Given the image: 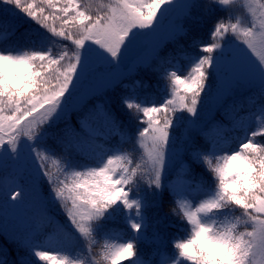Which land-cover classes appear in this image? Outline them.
I'll list each match as a JSON object with an SVG mask.
<instances>
[{
    "label": "snow or ice",
    "instance_id": "6c2138e0",
    "mask_svg": "<svg viewBox=\"0 0 264 264\" xmlns=\"http://www.w3.org/2000/svg\"><path fill=\"white\" fill-rule=\"evenodd\" d=\"M238 3L0 0V44L15 38L0 47V211L21 210L10 231L24 253L17 264L34 258L44 264H264V105L260 126L251 131L245 118H234L233 128L245 133L235 149L222 142L216 120L228 115L236 89L254 85L264 96V0H243L245 14L233 21ZM194 11L225 15L215 19L210 43L193 45L202 54L183 53L188 68L180 74L171 53L161 55L162 45L182 47L187 32L176 21ZM55 41L67 43L54 52ZM135 47L148 48V55L124 64ZM139 70L167 81L161 102L139 95L146 81L125 83ZM109 87H123L115 105L85 102ZM181 128L178 143L173 130ZM129 140L139 152L135 160L119 147ZM197 165L211 182L196 181L193 190L186 177ZM169 170L174 179L166 177ZM162 196L185 225L171 252L162 250L156 227L162 219L148 214ZM50 204L67 223L50 214ZM117 219L126 229L112 227ZM42 225L52 231L38 240ZM5 227L0 220V234ZM98 237L104 239L100 258L91 252ZM81 241L84 248L73 255ZM141 244L154 245L147 256ZM0 264H7L2 252Z\"/></svg>",
    "mask_w": 264,
    "mask_h": 264
},
{
    "label": "trees",
    "instance_id": "16d2710c",
    "mask_svg": "<svg viewBox=\"0 0 264 264\" xmlns=\"http://www.w3.org/2000/svg\"><path fill=\"white\" fill-rule=\"evenodd\" d=\"M205 0H201V3L203 4ZM225 13L223 11H217L215 14L209 16L207 14H201L199 11H194L193 13V18L191 19H184L180 20L181 24H183L184 27H187L188 30H186L187 34L179 41L180 45L182 46L179 50H177L176 45H170L167 47H164L163 51L161 52V55H167L171 53V55L174 57L173 61H176L177 59L181 58L183 53H196L199 52L198 47L193 46L198 45L200 43H210L211 38H210V30L213 27V23L215 19L218 16H224ZM233 19V15H232ZM23 28H20L19 31H23ZM41 33H43V30H40ZM47 35V33H43ZM15 38H6L3 41V44H0V47L7 46L12 40ZM54 40V38H52ZM54 43L51 44L52 48H54ZM202 54V53H201ZM169 65V64H168ZM168 65H165L167 67ZM160 73H152V72H146L144 70H139L135 73L134 76L130 77L129 79L125 80V83L129 84L133 83L136 78V80H141V81H146L148 84L147 88H140L138 89L139 95L141 97L147 96L150 97L152 96L153 99H156L158 97V87L157 85H161L164 80L159 79ZM124 90H122L121 93H123ZM152 94V95H151ZM111 95L116 96L115 88H110L106 90H102L101 92L96 93L93 95L92 93H89V95L85 98V102L87 100H91L93 104L97 103H109V97ZM228 104L231 106L228 108V115L230 117L239 116V115H245L253 112L256 107H260L261 105H264V96L260 95L259 90L257 91L255 88L253 90H250L238 97H235L234 99L230 100ZM217 117V116H216ZM222 118V117H221ZM217 121L220 122V130L223 134L227 135L229 126H228V120L227 119H218L216 118ZM134 122V121H133ZM261 138V137H260ZM118 141L116 138L112 139L110 143L116 144ZM133 142L129 140L126 143H122L119 145L122 151H129L132 152L133 159H137V156L139 153L137 151H133ZM85 163H88V161H85ZM171 176H176V172L173 171ZM201 175L209 176L210 173L204 170V166L202 165H197L196 166V172L195 173H190L188 177L192 178L193 180H203L201 179ZM171 206H172V201L169 197L167 196H162L159 204V211L162 212L164 217H167L169 220V230L171 233H176L178 227H183L184 224L182 223L181 219L178 218V216L173 215L171 212ZM156 208L150 209L149 213L154 212ZM158 211V209H157ZM113 228L117 230L121 229H126L123 223L120 221H116L112 225ZM241 229V227H240ZM128 230V229H127ZM242 231V230H241ZM128 234V231H127ZM100 238H97V243L94 244L95 250L97 251L99 257H100V252L102 250V242L100 241ZM10 252L4 256V258L7 261V264H17L16 259L14 257V254L17 253L19 256L24 255L23 251L17 248V251H14V248L11 246L9 247ZM100 264H103L102 259H100ZM127 264V262H125Z\"/></svg>",
    "mask_w": 264,
    "mask_h": 264
},
{
    "label": "rangeland",
    "instance_id": "374dc122",
    "mask_svg": "<svg viewBox=\"0 0 264 264\" xmlns=\"http://www.w3.org/2000/svg\"><path fill=\"white\" fill-rule=\"evenodd\" d=\"M243 14H245L244 13V9H243V0H239V3L233 8V11H232L233 21H234L235 17L242 16ZM165 23H167V21ZM176 23H180L181 24L180 20H177ZM184 29L188 30L187 27H184ZM228 39L231 40L232 39L231 36H229ZM54 40H55V38H54ZM64 43H67V42H65V41H55L54 45H53L54 46L53 51L54 52L61 51V47H62V45ZM162 48L164 49L163 45H162ZM148 53H149V49L145 48V47L132 48L129 51L127 57L124 58L123 63L124 64H128L129 62L134 60L137 56L148 55ZM195 54L200 55L201 53L200 52H196ZM173 64L178 65L180 74H185L186 73V70L188 68V62L185 59H183L182 56H181V58L177 59L176 61H173ZM171 67H172L171 64H169L167 66V68H169V69H171ZM134 79L136 80V78H134ZM166 83H167V81L164 80V82L158 87V93H157L158 97L156 99H154L157 103L161 102V100H162L164 92H162L161 89H163L165 87ZM131 84L132 83H130V85ZM110 88H112V87H109L108 89H110ZM254 88L257 91L259 90L258 86H254V85H244V86L236 89L234 94L229 99V101L234 99L235 97H238V96L250 91V90H253ZM122 90H123V87H121L119 89H115L116 96L115 95H111L109 97V103L115 105L118 102V99H119L120 95L122 94L121 93ZM148 98L149 99H153L152 96H150ZM259 108L260 107H256V109L253 112L249 113V114H253L250 121L248 120L249 114L235 116V119H239V118H242V117L245 118L246 122H248V130L251 131L254 128L260 126L261 121L259 120V116H260V113L258 112ZM215 111H216V109L213 108V112H215ZM183 115L185 117H187V113H184ZM221 117L222 116L218 115L216 118H218V119H222V118L223 119H227L228 120V126H229L228 127L229 130L227 131L228 134L225 135V134L222 133V142H230L231 148L235 149V148L238 147L237 138L244 136L245 133L241 129L233 128L234 117H230V116H225V117H222V118ZM134 128H135V122H132V130H134ZM181 131H182V128L173 130V135H174V137L177 138V142L178 143H179V134H180ZM255 139H256L257 142L261 141V138L259 136L256 137ZM133 147L135 148V145ZM137 152H138V150H137ZM57 154H59V150H57ZM138 156H137V158H138ZM91 163H93V161L89 160L88 164H91ZM172 172L173 171H171V170L166 172V174H165L166 177H172L174 179L175 176H171L170 175ZM2 177H3V174L0 173V178H2ZM186 178L189 179L190 181H193V183L191 185V188L193 190H195V188H196L195 182L199 181V180H193L191 177L189 178L188 176ZM200 178L203 179V180L209 181V183L211 182V176L210 175L209 176L201 175ZM26 181H27V173H26V171H21L20 175L17 176V183H21L23 185ZM10 187H11L12 190H14V185L10 186ZM5 190H8V187H5ZM41 191H43V189H41ZM193 199H198V197H196L194 195ZM160 200H161V197H158L157 201H158L159 204H160ZM3 203H4V197L2 195H0V208H2ZM157 209H158V211H157ZM20 211H21L20 209H12V208H7L6 210L0 211V220L3 221L4 225H6L4 232L2 234H0V252L3 253V256L10 252L9 247H11V246L14 248L15 252L17 251V245L13 242V238L10 235V231H11L12 223L19 217ZM49 211H50V214L52 216H54L57 221H59L61 223H67L66 218L60 212L58 206H54V205L50 204L49 205ZM148 214H149V217L152 220H160V219H162V223H160V224H158L156 226L158 231L160 232V234L162 236L164 245L166 246L165 248H162V250H166L168 252H171L173 250L172 249L173 238L184 235V227H185V225L183 227H178L176 233H171V231L168 229L169 226H170V224L168 222L169 220L167 219V217H164V215L162 214L161 211H159V207L156 208L154 212H151V213H148ZM236 214H239V210H237ZM117 221H119V219H117ZM240 230H243V226H241ZM51 231H52L51 226L42 225L38 229V234H37L36 238L38 240H43L44 236L47 235ZM127 231H128L127 236L130 237L132 235L131 230L128 229ZM149 233H151V228L149 229ZM100 241L102 242V245H103L104 244L103 237L100 238ZM92 246H94V245H92ZM92 246H91L92 255L94 257L100 258L98 253H97V251ZM153 247H154V245H148V244H141L140 245L141 250L145 253L146 256L152 251ZM83 248H84V242H82V241L78 242L76 244V246L72 249L73 255H79V252L77 251V249H83ZM14 257H15L16 262H17L20 256L17 253H15ZM155 259H158V257H156ZM34 264H44V262L43 261H39L38 258H34Z\"/></svg>",
    "mask_w": 264,
    "mask_h": 264
}]
</instances>
